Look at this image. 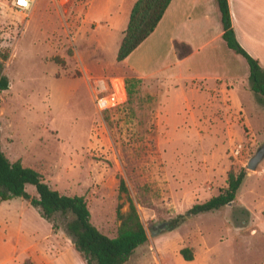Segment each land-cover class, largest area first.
I'll return each instance as SVG.
<instances>
[{"label":"rangeland","instance_id":"374dc122","mask_svg":"<svg viewBox=\"0 0 264 264\" xmlns=\"http://www.w3.org/2000/svg\"><path fill=\"white\" fill-rule=\"evenodd\" d=\"M134 1L34 0L22 11L0 0V72L7 81L0 89V149L59 193L82 196L90 223L109 237L119 223L116 210L126 212L130 199L146 240L123 264H264V156L246 168L264 142V102L249 88L247 64L217 38L224 59L201 62L204 49L179 69L221 72L218 62L231 70L225 79L137 77L115 57ZM146 37L129 63L161 72L167 43ZM237 42L264 69V41H240L245 48ZM240 169L233 201L166 228ZM25 190L34 194L31 185ZM21 201L26 231L52 225L72 244L65 229L71 213L46 220L19 197L9 201L13 212ZM30 238L26 233L25 242ZM68 247L58 264L81 260ZM184 247L191 260L181 257Z\"/></svg>","mask_w":264,"mask_h":264},{"label":"trees","instance_id":"16d2710c","mask_svg":"<svg viewBox=\"0 0 264 264\" xmlns=\"http://www.w3.org/2000/svg\"><path fill=\"white\" fill-rule=\"evenodd\" d=\"M169 1L135 0L133 2L116 51L117 60L124 59L149 35ZM215 3L222 28L221 38L228 48L245 60L248 68L249 88L260 103L264 102V69L259 66L257 59L249 55L237 42L230 25L226 0H215ZM6 86V78L0 72V89H4ZM243 178L244 171L242 169L236 173L229 171L225 187L207 200L195 203L183 213H178L168 219L166 228L172 229L189 216L213 211L229 204L234 200ZM26 185L33 186L34 194L25 190ZM118 188L125 191L122 179H119ZM13 197L26 200L31 206L37 208L39 215L46 220H49L56 211L71 213L72 218L66 223L65 229L72 237V248L84 264H123L134 248L146 240L145 229L130 199L126 212L121 213L119 208L116 210L119 223L116 234L109 237L99 232L90 223L89 212L82 196L59 193L48 185L39 172L22 165L18 159L8 160L0 149V201ZM179 253L184 260L192 259L191 252L186 247L181 248Z\"/></svg>","mask_w":264,"mask_h":264},{"label":"crops","instance_id":"0c3cea01","mask_svg":"<svg viewBox=\"0 0 264 264\" xmlns=\"http://www.w3.org/2000/svg\"><path fill=\"white\" fill-rule=\"evenodd\" d=\"M226 2L230 25L236 40L246 43L264 41V0H226ZM221 32L215 0H170L154 29L147 36L154 38L155 41L167 43L163 59L167 55L169 62L163 66V71L138 70L134 64L129 63L128 55L123 61L140 78H151L161 73L163 76L166 74L168 79L200 78L212 81L225 79V73L231 70L227 67L221 68L223 65H219L218 62L214 65L222 69L221 72L209 69L194 75L189 72L188 67L179 69V66L190 62L204 49L208 51L201 55L199 61L208 63L221 57L224 59L221 52L218 55L216 51L218 45L214 44L217 38H221ZM222 41L224 42L223 39ZM245 50L253 55L250 50L246 48ZM162 60L161 62L165 61ZM183 72L187 74L183 75ZM13 198L0 201L3 202L1 208L5 209V215L0 213V264L61 263V257L68 251L67 246L72 248L71 240L66 246V238L62 237L59 233L61 231L55 230L52 225H48L42 233L35 231L34 228H28L26 231L23 221L24 203L18 202V207L13 212V208L9 206V201ZM15 216L16 227L13 226ZM26 233L31 237L28 242H25ZM62 247L64 249H61ZM78 262L76 261L77 264H82V260Z\"/></svg>","mask_w":264,"mask_h":264},{"label":"water","instance_id":"95a60500","mask_svg":"<svg viewBox=\"0 0 264 264\" xmlns=\"http://www.w3.org/2000/svg\"><path fill=\"white\" fill-rule=\"evenodd\" d=\"M264 156V142L256 149L252 156L249 157L246 163V168L250 170H254L257 163Z\"/></svg>","mask_w":264,"mask_h":264},{"label":"built area","instance_id":"2783aa9c","mask_svg":"<svg viewBox=\"0 0 264 264\" xmlns=\"http://www.w3.org/2000/svg\"><path fill=\"white\" fill-rule=\"evenodd\" d=\"M34 0H24V2H21V0H11V5L15 9H19L22 11H28L30 7L32 6Z\"/></svg>","mask_w":264,"mask_h":264},{"label":"snow or ice","instance_id":"6c2138e0","mask_svg":"<svg viewBox=\"0 0 264 264\" xmlns=\"http://www.w3.org/2000/svg\"><path fill=\"white\" fill-rule=\"evenodd\" d=\"M21 2H24V0H21Z\"/></svg>","mask_w":264,"mask_h":264}]
</instances>
